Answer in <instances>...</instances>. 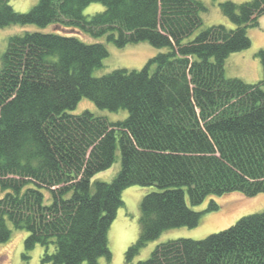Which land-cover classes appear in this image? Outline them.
I'll return each mask as SVG.
<instances>
[{"label":"trees","instance_id":"16d2710c","mask_svg":"<svg viewBox=\"0 0 264 264\" xmlns=\"http://www.w3.org/2000/svg\"><path fill=\"white\" fill-rule=\"evenodd\" d=\"M105 8L91 16L90 3ZM200 0H38L28 11L0 0V27L56 24V32L26 31L8 38L0 59V242L23 229L22 258L36 244L47 264H99L111 259L107 231L131 185L156 186L140 201L139 233L129 263L164 230L198 225L203 211L187 205L207 197L264 192V46L256 56L262 80L226 77L229 54L248 48L247 28L259 26L264 0L219 4L233 24L201 27ZM118 47L146 41L166 47L141 69L93 76ZM127 110L110 121L88 110ZM109 182L91 178L111 166ZM137 264H264V210L201 239L159 243Z\"/></svg>","mask_w":264,"mask_h":264},{"label":"rangeland","instance_id":"374dc122","mask_svg":"<svg viewBox=\"0 0 264 264\" xmlns=\"http://www.w3.org/2000/svg\"><path fill=\"white\" fill-rule=\"evenodd\" d=\"M38 0H10L14 10L18 12L28 11ZM206 6V10L201 13L202 25L191 36L192 38L198 31L204 27L213 24H223L229 28L233 24L221 13L219 4L226 0H200ZM241 3L248 0H231ZM101 3L93 2L83 9L85 16H91L96 12L104 10ZM259 26L247 28V34L251 40L248 48L233 52L225 60L224 73L226 77H238L247 83H255L262 80V66L257 51L264 46V14L259 19ZM60 27L56 24H50L41 27L35 24H10L0 27V59L6 50L8 38L11 35H20L26 31L56 32ZM79 38L83 41L101 42L107 50L108 55L102 61L100 67L93 70V76L104 75L114 69H141L145 63L158 54L165 52L166 47H153L146 41L137 43H128L123 47L116 46L113 42L107 40L106 35L93 37L83 32H79ZM264 89V84L262 85ZM88 110L95 115L104 116L110 121L123 120L127 116V110L120 109L111 111L104 108H98L87 98H81L75 108L70 111L73 114ZM120 169V151L118 147L115 151V159L111 166L105 170L96 173L91 178V183L95 180L109 182L113 179ZM157 187L131 185L125 188L121 193L123 205L117 209L116 216L111 222L107 231V244L111 253V259L107 261L105 257H99V264H137L141 260L147 259L153 249L162 242L176 238L201 239L211 233L223 230L233 225L242 216L261 212L264 210V192L248 197L240 192H230L221 196L207 197L203 202L197 205H191L186 198L187 205L196 211H203L213 199L218 205V210L206 211L201 215L198 225L194 227L180 226L164 230L160 235L149 241L143 246L139 253L135 255L129 263L125 261L124 253L127 247L136 241L139 233L140 201L142 197ZM27 233L23 229L11 227V234L6 241L0 242V264H44L41 262L43 248L36 244L28 252L27 260L22 258L24 253V239ZM47 264V263H45ZM80 264H86L82 262Z\"/></svg>","mask_w":264,"mask_h":264}]
</instances>
